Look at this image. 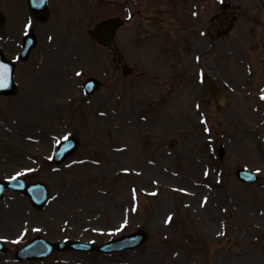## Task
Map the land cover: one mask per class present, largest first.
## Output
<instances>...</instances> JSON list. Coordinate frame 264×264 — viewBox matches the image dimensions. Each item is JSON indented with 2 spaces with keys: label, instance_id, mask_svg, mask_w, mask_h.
<instances>
[{
  "label": "rangeland",
  "instance_id": "1",
  "mask_svg": "<svg viewBox=\"0 0 264 264\" xmlns=\"http://www.w3.org/2000/svg\"><path fill=\"white\" fill-rule=\"evenodd\" d=\"M99 1L95 12L78 0V17L52 14L35 24L40 39L18 66V90L0 97V179L42 181L51 193L36 210L6 192L0 239L13 251L38 234L102 243L120 228L118 235L143 228L150 240L134 251L57 253L43 262L0 254V264H264V0H192L210 3L212 16L223 2L233 8L227 35L219 40L210 25L211 43L198 37L199 23L188 26L182 0H168L171 15L144 12L118 32L115 56L131 71L125 78L112 71L114 54L90 39L95 23L118 13L114 0ZM158 1L147 0L165 9ZM12 12L3 13L2 38L22 33L27 16ZM201 72L220 86L225 107ZM87 76L103 83L88 97L70 80ZM65 135L80 148L62 165L47 164ZM242 167L260 180L239 183L234 172Z\"/></svg>",
  "mask_w": 264,
  "mask_h": 264
},
{
  "label": "water",
  "instance_id": "2",
  "mask_svg": "<svg viewBox=\"0 0 264 264\" xmlns=\"http://www.w3.org/2000/svg\"><path fill=\"white\" fill-rule=\"evenodd\" d=\"M118 24H119V22L115 23V21H109V22H106L105 24H102L101 28L104 29L106 33L112 34V30ZM209 86L214 91V89H213V87H212V85L210 83H209ZM15 188H17V189L24 188V190L31 195L32 200H33L34 204L37 207H39L42 204V202L44 200H46V196L47 195L44 193V191L42 189V186H40V185H34V186H30V187L25 188L24 184L20 183ZM1 190H2V188L0 187V191ZM134 240H135V238L131 239V241H134ZM37 243H38L40 249L37 248V247L32 248L35 245H30V246H28V248H26L23 251H21L20 253H18V258H22V259L23 258H28V257L36 258L37 256H43L45 253H48V250L50 248H52V247L57 248V247L61 246L60 249H63V248H66V246H67V245H60V244L59 245H49L45 241H42V240H37ZM72 244H69L68 246L70 247V246H72ZM127 245L128 244L125 243V242L118 243L116 245H112V244L109 243V244L105 245L102 249H107V250H110V249H113V248L122 249V248L126 247ZM131 245H132V243H131ZM78 246L81 247V248H84V249L89 248L88 245H78ZM2 248L3 247L0 246V249H2Z\"/></svg>",
  "mask_w": 264,
  "mask_h": 264
},
{
  "label": "snow or ice",
  "instance_id": "3",
  "mask_svg": "<svg viewBox=\"0 0 264 264\" xmlns=\"http://www.w3.org/2000/svg\"><path fill=\"white\" fill-rule=\"evenodd\" d=\"M77 75H79V73H77ZM5 87H7L6 78L0 75V88H5ZM262 99H264V97H262ZM65 139H67V137H65Z\"/></svg>",
  "mask_w": 264,
  "mask_h": 264
}]
</instances>
